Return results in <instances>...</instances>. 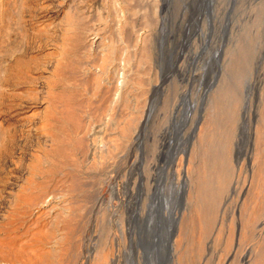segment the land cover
Returning <instances> with one entry per match:
<instances>
[{"label": "rangeland", "instance_id": "rangeland-1", "mask_svg": "<svg viewBox=\"0 0 264 264\" xmlns=\"http://www.w3.org/2000/svg\"><path fill=\"white\" fill-rule=\"evenodd\" d=\"M152 251L264 264V0H0V264Z\"/></svg>", "mask_w": 264, "mask_h": 264}, {"label": "bare ground", "instance_id": "bare-ground-1", "mask_svg": "<svg viewBox=\"0 0 264 264\" xmlns=\"http://www.w3.org/2000/svg\"><path fill=\"white\" fill-rule=\"evenodd\" d=\"M163 19H165V16H163ZM162 26H165V24H164V22L162 23ZM158 46L160 47V46H162V48L160 49V52H159V54H160V57H161V62L160 63H162L163 62V64H165L166 62H168L170 59H172V50H171V48H169L168 46H167V44L165 43V42H163V37L160 39L159 38V41H158ZM159 49V48H158ZM167 59V60H166ZM167 64V63H166ZM163 66V65H162ZM163 69H164V67H163ZM165 150V149H164ZM164 150H163V152H164ZM162 152V153H163ZM161 153V154H162ZM141 174V176H143V173L141 172L140 173ZM183 180V179H182ZM187 181L188 180H186L185 181V183H184V185H186L187 184ZM175 185L174 186H176V185H178L176 182L174 183ZM182 184V185H181ZM183 185V183H180V186L181 187H183L184 186ZM112 190L114 191V192H116L117 190H118V188H117V184L116 183H114L113 184V187H112ZM128 189H126V191H127ZM152 195V194H151ZM173 198H175V197H173ZM172 198V199H173ZM99 199H100V197H99ZM153 199L155 200V202H156V198H155V196H153ZM181 199V196H180V194L179 195H177L176 196V198H175V201H174V203L172 204V206L170 207V212H169V216H168V223H167V228L166 229H168V227H170V224H171V221L173 220V214H174V212H175V209H176V206L178 205V203H177V201H179ZM177 204V205H176ZM130 220H131V222H132V224L133 225H135L137 228H138V234H139V239H141V233L143 234V231H144V229L146 228V219H145V217H146V214L145 213H142V212H138V213H133V214H131L130 216ZM117 225H118V227H119V229L122 231V229H121V226H120V220L118 221V223H117ZM172 226H173V222H172ZM165 229V230H166ZM167 232H169V230L167 231L166 230V234L163 236V245H165V246H167V248H168V250H170L171 251V249H173V247H172V245L170 244V242H169V234L167 233ZM170 233H172V231H170ZM166 239V240H165ZM140 243H141V241H140ZM141 249L139 250V254H140V256H141V258L143 259V254H142V251H144L145 250V248H144V244L143 243H141ZM153 250H154V248H153ZM164 253H165V251H163ZM163 257H164V254H163ZM145 258V257H144ZM130 260L128 261V264H138L135 260L136 259H138V258H129ZM150 261H151V263L152 264H163V260H162V253L158 256V257H156V255L154 254V252L152 251V255H150Z\"/></svg>", "mask_w": 264, "mask_h": 264}]
</instances>
